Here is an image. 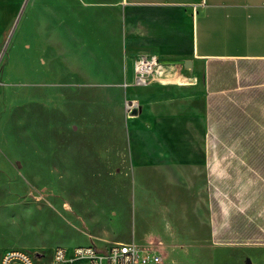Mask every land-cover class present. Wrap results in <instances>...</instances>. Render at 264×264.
<instances>
[{"label": "rangeland", "instance_id": "374dc122", "mask_svg": "<svg viewBox=\"0 0 264 264\" xmlns=\"http://www.w3.org/2000/svg\"><path fill=\"white\" fill-rule=\"evenodd\" d=\"M84 1L21 0L0 35V258L16 248L52 264L57 247L133 239L161 264H264L262 242L192 249L162 235L196 228L195 212L162 172L133 167L149 85L124 86L118 42L86 6L100 0Z\"/></svg>", "mask_w": 264, "mask_h": 264}, {"label": "crops", "instance_id": "0c3cea01", "mask_svg": "<svg viewBox=\"0 0 264 264\" xmlns=\"http://www.w3.org/2000/svg\"><path fill=\"white\" fill-rule=\"evenodd\" d=\"M20 3L0 0V35ZM86 6L100 11L118 42L125 83L136 58L155 56L161 65V78L156 72L139 94L131 122L148 145L132 146L131 160L178 186L180 209H194L196 219V228L180 225L162 235L176 231L192 249L264 243V0Z\"/></svg>", "mask_w": 264, "mask_h": 264}, {"label": "built area", "instance_id": "2783aa9c", "mask_svg": "<svg viewBox=\"0 0 264 264\" xmlns=\"http://www.w3.org/2000/svg\"><path fill=\"white\" fill-rule=\"evenodd\" d=\"M161 65L155 56L141 57L134 63L132 86L145 87L161 78ZM124 86L129 84L124 83ZM40 260L41 258L38 257ZM161 255L152 247L137 245L134 241L114 242L102 249L95 245L77 246L71 253L62 247L55 248L52 264H161ZM0 264H36L32 255L23 249L6 250Z\"/></svg>", "mask_w": 264, "mask_h": 264}]
</instances>
